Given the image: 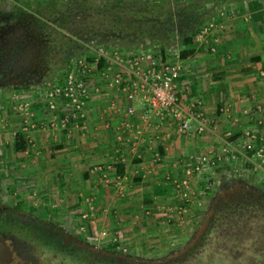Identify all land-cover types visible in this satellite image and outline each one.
<instances>
[{
  "label": "crops",
  "instance_id": "obj_1",
  "mask_svg": "<svg viewBox=\"0 0 264 264\" xmlns=\"http://www.w3.org/2000/svg\"><path fill=\"white\" fill-rule=\"evenodd\" d=\"M9 1L45 12L52 0ZM189 1L195 0L184 3ZM201 4L213 7L212 17L203 24L213 26L203 39L194 38L187 46L193 48L192 56L170 60L181 64L175 90L179 103L187 107L197 102L211 120L209 129L197 134L193 127L190 133H181L176 121L145 114L137 99L128 100L101 77L93 79L99 92L91 93L85 102V124L77 118L65 128L50 127L54 113L43 100L24 93L18 102L30 100L33 116L29 121L35 123L25 129L26 118L15 111L20 95L13 91L9 100L0 101L7 113L4 125L0 124V135L7 138L0 139L5 188L14 196L29 198L27 205L34 214H57L56 225L61 228V220L75 221L90 234L101 230L109 241L113 233L120 235L122 243L124 239L125 243L153 242L151 234L164 239L160 223L165 221L158 216L168 215V200L179 202L177 185H173L178 171L181 175L186 169L193 171L198 155L220 152L227 131L235 134V145L243 130L264 135V78L260 75L264 71V0H202ZM16 133L26 141L21 151L14 147ZM234 158L223 162L232 164ZM211 160L194 176L221 164ZM108 164L114 169L116 164L123 165L122 190L115 186L114 171H93L96 165ZM87 198L94 203L92 211ZM145 213L151 215L149 219L132 225L134 215Z\"/></svg>",
  "mask_w": 264,
  "mask_h": 264
},
{
  "label": "trees",
  "instance_id": "obj_2",
  "mask_svg": "<svg viewBox=\"0 0 264 264\" xmlns=\"http://www.w3.org/2000/svg\"><path fill=\"white\" fill-rule=\"evenodd\" d=\"M63 1L57 4V0H52L44 13L39 9L32 12L39 11L46 21L53 24L51 29L55 31V36L61 38L58 43L63 47H59V61L65 62L66 66L72 62L75 54H80L83 49L88 50L86 45L125 53L150 48L157 51L155 53L164 61L168 58L167 48L177 47L179 59L188 58L194 50L187 46L194 43L200 27L213 15V7L203 6L202 0L189 1L188 4L184 3L185 0ZM20 12L38 19L32 12ZM63 41L65 44H61ZM66 46L67 49L64 48ZM47 49L53 52L50 46ZM103 62L101 58L97 67L100 68ZM25 145L23 135L16 133L15 149L21 151ZM123 168V165L116 164L115 173L121 176ZM227 180L224 179L222 183ZM237 186L246 191L251 188L243 181L238 182ZM251 191L258 196L257 201L219 206L217 199L212 198L209 205L211 213L195 242L180 255L154 264H236L240 261L243 264H264V194L255 191L253 187ZM18 208L15 207L16 210ZM5 214L11 215L13 225L19 221V216L13 210L9 209ZM0 221L4 222L2 219ZM44 228L40 229V235L34 236L35 241L44 239L46 248L51 247L54 253L58 252L61 244L55 239L48 240L49 233ZM29 231L33 232V229ZM89 251L76 247L71 250L61 249L56 261L58 264H150L121 252L96 256ZM64 255L68 258L63 259Z\"/></svg>",
  "mask_w": 264,
  "mask_h": 264
},
{
  "label": "built area",
  "instance_id": "obj_3",
  "mask_svg": "<svg viewBox=\"0 0 264 264\" xmlns=\"http://www.w3.org/2000/svg\"><path fill=\"white\" fill-rule=\"evenodd\" d=\"M212 26V22L201 26L195 39H203ZM86 47L88 55L74 58L64 68V73L59 79L34 92V96L43 100L48 110L55 115L49 122L50 127L65 128L77 118L85 124L83 122L85 102L91 93L99 92L98 86L93 85V79L101 77L108 80L109 85L117 91L124 93L128 100L137 99L142 104L145 114L168 116L176 121L177 129L181 133L188 134L193 127L197 134L209 129L211 120L197 107V102H192L187 107L179 103L175 91L181 72L179 62L168 59L164 61L149 48L125 53L118 50L109 52L102 47L94 48L88 45ZM101 58L104 62L98 68L97 64ZM260 75L264 78V71H261ZM30 105V100L19 104L20 114L26 118L25 129L35 125L29 121L33 116ZM127 111L131 112V109L128 108ZM224 136L220 152L211 151L195 157L193 171L186 169L184 178L176 182L180 197L186 196L193 172L200 170V166L207 161L213 163L212 158L219 162L225 161L234 158L233 153L238 152L249 164L256 165L264 173V135L250 129L243 130L239 134L237 145L232 140L235 137L232 131L225 132ZM93 171H114L115 186L122 190L121 176L115 173L112 164L104 167L96 165ZM86 201L91 209L92 198H87ZM183 203L180 202L174 207L181 210Z\"/></svg>",
  "mask_w": 264,
  "mask_h": 264
},
{
  "label": "flooded vegetation",
  "instance_id": "obj_4",
  "mask_svg": "<svg viewBox=\"0 0 264 264\" xmlns=\"http://www.w3.org/2000/svg\"><path fill=\"white\" fill-rule=\"evenodd\" d=\"M20 10L32 12L16 6L9 0L5 3L2 1L0 5V90L19 93L55 82L62 76L66 66L65 62L59 61L60 48L63 47L58 43L61 38L55 36V31L51 29L53 24L46 21L39 11L32 12L37 16L36 20ZM61 44H65V41ZM47 46H50L53 52L47 51ZM238 182L241 180L230 178L222 183L225 185L220 184L215 195L217 205H237L258 200V196L251 193L252 187L246 191L237 186ZM9 209L19 216L16 225H13L11 215L5 214ZM0 216L4 221H0V238L3 239L9 253L5 264H58L56 260L61 249L71 250L72 247H76L89 250L86 241L75 238L73 232L65 231L49 219L40 221L36 214L25 209L16 210L15 206L7 207L0 201ZM10 220L11 222H8ZM36 225L41 227L38 228ZM43 226L45 227L43 230L49 233L48 240L55 239L61 244L58 252L54 253L51 247L46 248L44 239L35 241L34 236L40 235ZM31 228L33 232L29 231ZM95 254L99 256L101 253L98 251ZM62 258L68 257L64 255Z\"/></svg>",
  "mask_w": 264,
  "mask_h": 264
},
{
  "label": "rangeland",
  "instance_id": "obj_5",
  "mask_svg": "<svg viewBox=\"0 0 264 264\" xmlns=\"http://www.w3.org/2000/svg\"><path fill=\"white\" fill-rule=\"evenodd\" d=\"M2 1L5 3L6 0H0V5ZM157 1V0H156ZM160 1V0H158ZM157 52V51H154ZM167 59H178V49L176 47L167 48ZM86 53V54H85ZM88 55L87 51H83V54L80 56ZM77 57V56H76ZM76 57H73L76 58ZM50 83L49 85H51ZM48 85V86H49ZM46 87V86H44ZM44 87H41L42 89ZM38 88L29 90L31 96L35 94ZM16 95H20V97L16 98L17 100V106L13 109L15 111H19V98L26 95L21 92H16ZM10 94V95H9ZM14 92H11L10 90L1 89L0 90V101L6 99L9 100V97L11 95H14ZM24 94V95H22ZM5 97V98H3ZM35 98V96L33 97ZM32 98V99H33ZM4 104V103H3ZM6 107V106H5ZM3 106L1 107L0 104V124H3L6 119L7 113L3 110ZM9 109V108H8ZM7 110V109H6ZM4 125V124H3ZM5 136V135H4ZM6 138V137H5ZM1 140H6L3 138L2 135H0ZM236 157L234 158L233 163L227 164L229 161H226L225 163L223 161H220L221 164L215 165L203 168L200 173L194 176L189 181V188L186 192V196L180 197L179 195V202L175 204H171L170 200H168V208H171L168 210V215H162L158 216L161 218V221H165L163 224L160 223V230H163L162 236L165 238L162 239L160 235H154L151 234L153 237L151 239L153 242H149L147 240L141 241H134L132 243H125L124 239L123 243L120 239V235L117 233H113L110 237V241L108 239L109 235H101V230H93V232L90 234L88 233L89 230H84V226H79L75 221H65L61 220V226H63L65 231L67 232H73V235L75 238L77 237L78 240L86 241V244L88 246L94 247L98 250H105L108 252H121V254L126 256H134L138 259H144V260H151L156 257H163L170 255L175 250H180L184 247V245L188 242V240L192 237L194 232L197 230V228L202 224V221L205 217V214L209 208L211 199L215 197L216 191L218 190V187L224 181V179H236L241 180L245 183H247L249 186L253 187L255 191H258L262 194H264V173L259 169L256 165L248 164V162L241 156L240 153L234 152ZM222 156L226 157V155ZM227 159V158H226ZM4 158L0 161V201L3 202V204L7 207H13L16 204L21 205L22 207H25V211L32 212L31 206L27 205L28 201L30 199H22L20 196H14V194H11L7 189L5 188L4 184ZM227 164V165H226ZM226 165V166H224ZM226 167V168H225ZM180 174V171H178V174L176 176L177 180H181L184 178L185 172L183 175ZM196 177V178H195ZM195 180V181H194ZM174 187L176 186V183H173ZM178 189V187H175ZM168 189L170 190V186L168 185ZM179 190V189H178ZM181 198V199H180ZM178 199V198H177ZM186 200V201H185ZM24 201V202H22ZM180 202H184L182 205L181 210H178L177 208H173L176 204H179ZM33 205V204H32ZM20 210V208H18ZM90 211L94 210V203L92 202V208ZM148 210V209H146ZM35 211V210H34ZM171 214V215H169ZM38 217L37 219L40 221L48 220L57 223L59 220V217L57 214L55 215L53 212L48 211V213H40L36 214ZM149 216L145 214H136L133 216L132 219V225L137 224L139 222H142L143 220L149 219ZM156 220V219H154ZM131 225V226H132ZM157 225V224H156ZM94 226V225H92ZM160 233V234H161ZM99 236H102L101 239H106L105 241L99 239ZM158 238V239H154ZM116 244V245H115ZM9 253L7 252V247L4 244L3 239L0 238V264H5L7 261V256ZM236 263V262H235ZM239 264H243L242 261L238 262ZM236 263V264H238Z\"/></svg>",
  "mask_w": 264,
  "mask_h": 264
},
{
  "label": "water",
  "instance_id": "obj_6",
  "mask_svg": "<svg viewBox=\"0 0 264 264\" xmlns=\"http://www.w3.org/2000/svg\"><path fill=\"white\" fill-rule=\"evenodd\" d=\"M210 213H211V209L208 208V210H207V212H206V214H205V217H204V219H203V221H202V224L197 228V230L194 232V234L192 235V237L188 240V242H187V243L184 245V247L181 248L180 250H175V251H173L170 255L163 256V257H161V258H159V259H151V260H144V259H138V258H137V259H138L140 262H145V263L154 264V263H156V262H164V261H166V260H168V259L174 258V257L180 255L181 253L185 252V251L189 248V246H191V245L195 242V240L198 238V236L200 235L202 229H203L204 226H205V222H206V220H207V217H208V215H209ZM87 248H89L92 252H95V253L99 251L101 254L115 255V253H113V252H108V251H105V250H98V249H96V248H94V247H91V246H88V245H87ZM121 256H122V255H121ZM122 257H123V256H122Z\"/></svg>",
  "mask_w": 264,
  "mask_h": 264
}]
</instances>
